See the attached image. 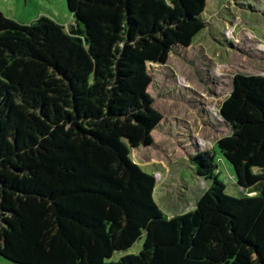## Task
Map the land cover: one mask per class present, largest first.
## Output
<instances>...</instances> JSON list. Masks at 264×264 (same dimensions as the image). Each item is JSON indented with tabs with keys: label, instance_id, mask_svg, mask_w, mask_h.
<instances>
[{
	"label": "trees",
	"instance_id": "16d2710c",
	"mask_svg": "<svg viewBox=\"0 0 264 264\" xmlns=\"http://www.w3.org/2000/svg\"><path fill=\"white\" fill-rule=\"evenodd\" d=\"M72 23L0 11V255L17 264H264V75L236 73L220 153L194 156L209 184L166 214L132 158L163 114L151 63L190 46L205 19L170 0H68ZM145 234L138 254L111 260Z\"/></svg>",
	"mask_w": 264,
	"mask_h": 264
},
{
	"label": "rangeland",
	"instance_id": "374dc122",
	"mask_svg": "<svg viewBox=\"0 0 264 264\" xmlns=\"http://www.w3.org/2000/svg\"><path fill=\"white\" fill-rule=\"evenodd\" d=\"M170 1L200 14L206 26L190 46H174L167 63L149 64V92L164 118L153 131L154 144L137 148L132 158L156 180L159 174L165 176L161 179L166 191L156 187L154 196L162 210L174 216L194 209L208 187L193 161L201 150L216 154L217 173L227 192L241 195L233 166L217 145L230 131L218 112L236 73L264 75V0ZM0 11L26 24L42 15L63 25L72 18L68 0H0ZM144 240L145 234L111 260L140 253ZM0 264L17 263L0 255Z\"/></svg>",
	"mask_w": 264,
	"mask_h": 264
},
{
	"label": "crops",
	"instance_id": "0c3cea01",
	"mask_svg": "<svg viewBox=\"0 0 264 264\" xmlns=\"http://www.w3.org/2000/svg\"><path fill=\"white\" fill-rule=\"evenodd\" d=\"M70 23H72V19H70V21H68V23H66V25L65 26H68ZM156 174H158V173H156ZM158 176L160 177V179L158 178ZM157 176V183L158 182H161V184H159L158 183V185L156 184V187H159V190L160 191H162V192H165L166 190H165V188H166V185L164 184V182H163V180L162 179H164V177H163V175L162 174H159ZM162 178V179H161ZM158 180H160V181H158Z\"/></svg>",
	"mask_w": 264,
	"mask_h": 264
}]
</instances>
